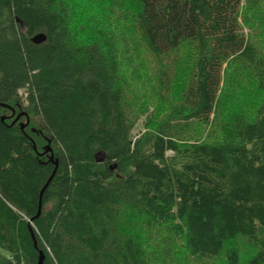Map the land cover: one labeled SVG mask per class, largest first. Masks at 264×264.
<instances>
[{"label": "trees", "instance_id": "trees-1", "mask_svg": "<svg viewBox=\"0 0 264 264\" xmlns=\"http://www.w3.org/2000/svg\"><path fill=\"white\" fill-rule=\"evenodd\" d=\"M136 2L135 26L154 54L190 40L198 56L180 106L133 139L114 38L99 29L78 41L55 0H0V103L40 122L29 132L23 115L0 120V264H36L39 249L43 264H151L118 228L123 206L180 238L192 264L221 254L225 264H264V101L219 137L187 136L194 122L213 124L226 66L258 60L238 21L241 0ZM39 32L46 39L33 43ZM48 140L58 167L33 218L54 169L33 141L41 152Z\"/></svg>", "mask_w": 264, "mask_h": 264}, {"label": "rangeland", "instance_id": "rangeland-1", "mask_svg": "<svg viewBox=\"0 0 264 264\" xmlns=\"http://www.w3.org/2000/svg\"><path fill=\"white\" fill-rule=\"evenodd\" d=\"M55 1L65 8L72 33L78 41L86 43L96 39L100 29L117 43L123 107L133 139L141 137L159 120L174 113L194 72L198 56L194 41H183L170 53L159 56L148 48L135 26L136 0H117L115 3L111 0ZM238 21L256 48L258 60L252 64L226 66L213 124L207 127L192 123V134L187 135L192 139L219 137L222 131L233 127L237 116L253 119L258 105L264 101V0H241ZM164 77H168L167 86L162 82ZM19 95L24 97V89L19 90ZM16 115L6 111L2 116L12 117L13 121ZM28 118L27 131L39 129L40 122L31 115ZM25 122V116L18 121ZM31 135L35 142L43 144L42 138L33 132ZM118 228L141 243L151 264H192L191 255L180 238L167 228L146 225L143 217L124 206L119 213ZM237 244L242 255L249 251L242 239H238ZM212 264H225L224 256H217Z\"/></svg>", "mask_w": 264, "mask_h": 264}, {"label": "water", "instance_id": "water-1", "mask_svg": "<svg viewBox=\"0 0 264 264\" xmlns=\"http://www.w3.org/2000/svg\"><path fill=\"white\" fill-rule=\"evenodd\" d=\"M45 39H46V35L44 33H42V32L36 33L35 35H33L31 37V41L33 43H41ZM0 105L3 106V107H6L8 109H10L11 112H12V115L14 114V109L10 105H8L6 103H0ZM22 115L26 117V122L25 123H19V126H20L21 129H23L26 126V124L28 123V121H29L28 113L27 112H25V111L19 112L16 115L15 119L12 121V123L16 122ZM5 117L6 116H0V120L1 121H4L5 120ZM33 148H34V150L36 151V153L38 155L48 154V160L54 164V169L52 170L49 178L47 179V181L45 182V184L43 185V187L41 188V190L39 192V195H38V209H37L36 215L33 217V218H35V217H37L39 215V213L41 211V207H42V196H43V193H44L45 189L49 185L51 179L55 175V172H56L57 167H58V160H57V158L54 157L53 149L50 146V140H48L47 144L45 145V148L41 152L37 151L36 145H35L34 141H33ZM98 156H101V157L98 158ZM105 157H106V153L103 152V151H98L95 154V160L97 162H103L105 160ZM112 166H110V167H112ZM33 218L29 219V221H28V229L30 231V236H31V239L33 241V244H34L35 247H37L36 237H35V234H34V231H33V228H32V220H33ZM44 258H45L44 252L41 249H39L38 250V259H37L36 264H43Z\"/></svg>", "mask_w": 264, "mask_h": 264}, {"label": "flooded vegetation", "instance_id": "flooded-vegetation-1", "mask_svg": "<svg viewBox=\"0 0 264 264\" xmlns=\"http://www.w3.org/2000/svg\"><path fill=\"white\" fill-rule=\"evenodd\" d=\"M7 109H8V108H7ZM18 109H19V108H18ZM15 110H16V109H15ZM15 110H14V114H13V115H16L17 113H19V112L21 111V110H19V111H15ZM9 111H10V113H11V110H10V109H9ZM19 119H20V118H19ZM19 119H18V120H19Z\"/></svg>", "mask_w": 264, "mask_h": 264}]
</instances>
